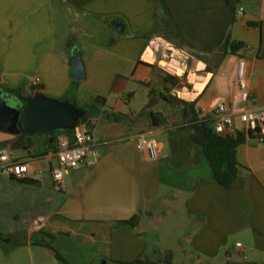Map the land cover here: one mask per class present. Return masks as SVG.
Wrapping results in <instances>:
<instances>
[{"label": "crops", "instance_id": "0c3cea01", "mask_svg": "<svg viewBox=\"0 0 264 264\" xmlns=\"http://www.w3.org/2000/svg\"><path fill=\"white\" fill-rule=\"evenodd\" d=\"M229 42L241 47L232 52ZM76 46L81 81L70 76ZM240 59L264 106V0H0L8 104L23 108L35 92L68 99L87 111L76 129L93 133L99 154L57 185L51 168L66 134L23 137L25 147L12 148L20 133L9 119L0 155L27 162L29 171L23 179L0 173V234L11 238L0 243V264H65L34 243L46 235L69 264L155 262L167 251L170 264H264V142L247 135L249 105L234 102ZM97 97L105 101L91 114L86 107ZM194 101L203 119L224 103L245 135L231 188L214 179L202 146L183 128ZM139 135L155 141L157 159L137 148ZM134 215L135 226L119 224Z\"/></svg>", "mask_w": 264, "mask_h": 264}, {"label": "built area", "instance_id": "2783aa9c", "mask_svg": "<svg viewBox=\"0 0 264 264\" xmlns=\"http://www.w3.org/2000/svg\"><path fill=\"white\" fill-rule=\"evenodd\" d=\"M243 7H239L237 14L242 15ZM237 93L234 102H243L249 105L244 111V121L247 131H251L259 142H264V106L258 103L248 87V76L246 72V61L240 59L237 68ZM39 83V78L35 79V84ZM212 129L217 134L235 135L236 128L232 117L231 109L222 102L214 105V113L211 118ZM136 146L139 150H145L149 159L158 157V147L155 141L144 135H139L136 139ZM91 154L94 161L99 158L95 150V139L93 133L88 129H75L71 135L64 136L58 143V150L55 154L57 167L51 168L53 181L60 185L64 175L71 169L82 164L88 154ZM29 171L27 162L13 160L9 155H0V173L23 179ZM237 246H240L238 243Z\"/></svg>", "mask_w": 264, "mask_h": 264}, {"label": "trees", "instance_id": "16d2710c", "mask_svg": "<svg viewBox=\"0 0 264 264\" xmlns=\"http://www.w3.org/2000/svg\"><path fill=\"white\" fill-rule=\"evenodd\" d=\"M228 3H231V0H226ZM227 46L230 47L232 52H235L241 47L239 43H227ZM176 80L179 79L172 75H166L165 81L176 83ZM76 86L73 85L71 88L74 90ZM12 92H16L12 90ZM31 100V96H28L26 99L25 107L28 105L29 101ZM105 101L102 97H97L95 103L91 106H87L86 108L90 111L91 114H94V110L98 105H101ZM189 110L192 114V119L189 123L184 126L183 128L189 129L191 131V139L202 146L203 152L209 162V165L213 172L214 179L225 188H231L233 185V181L237 176L238 172V163L236 160V149L239 144L245 141V135L241 132H236L235 135L229 134H217L213 131L211 125V118L203 119L198 117L196 103L191 102L189 103ZM60 133H64L66 135H71L72 131H59ZM54 133V132H51ZM247 135L249 137H254V134L251 131H247ZM23 137L28 138V135L21 129L19 134V139L16 141H12L11 146L12 148H22L25 147L23 141L21 140ZM139 219L138 215H134L128 220L119 221L120 225L123 226H135ZM1 235V234H0ZM5 238L6 242L1 243H9L11 242L10 237H6L1 235ZM37 245L46 247L47 249L51 250L56 258L61 261L62 263L69 264L66 260L56 251L52 244V237L46 235V237L42 238L41 240H37L34 242ZM172 261V252L167 251L163 254V257L158 261H150L146 258H137L134 261L124 262L122 264H170Z\"/></svg>", "mask_w": 264, "mask_h": 264}, {"label": "water", "instance_id": "95a60500", "mask_svg": "<svg viewBox=\"0 0 264 264\" xmlns=\"http://www.w3.org/2000/svg\"><path fill=\"white\" fill-rule=\"evenodd\" d=\"M111 25L118 32L124 30V24L120 20H112ZM70 76L80 81L86 79L82 53L77 46L72 50ZM9 97H11L10 93L0 89V130H5L8 127L9 119L13 117L19 126L17 132L20 133L23 129L29 137L53 131H74L87 115L85 109L75 106L68 99L51 98L40 92H35L28 105L23 108L20 105L14 107L9 105L6 100ZM107 116V111L100 115L103 119ZM95 122L96 119L89 120L87 127L90 128ZM3 241L7 240L0 235V243Z\"/></svg>", "mask_w": 264, "mask_h": 264}, {"label": "rangeland", "instance_id": "374dc122", "mask_svg": "<svg viewBox=\"0 0 264 264\" xmlns=\"http://www.w3.org/2000/svg\"><path fill=\"white\" fill-rule=\"evenodd\" d=\"M13 102V101H12ZM12 102H8L9 104H11V105H13L14 103H12ZM56 162L54 161V164H55Z\"/></svg>", "mask_w": 264, "mask_h": 264}]
</instances>
